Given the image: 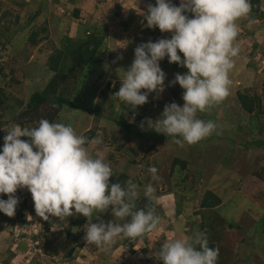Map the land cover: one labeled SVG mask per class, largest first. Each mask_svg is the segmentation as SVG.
Wrapping results in <instances>:
<instances>
[{"label": "rangeland", "instance_id": "obj_1", "mask_svg": "<svg viewBox=\"0 0 264 264\" xmlns=\"http://www.w3.org/2000/svg\"><path fill=\"white\" fill-rule=\"evenodd\" d=\"M250 2L258 9L237 21L240 54L229 73L230 95L198 114L214 121L218 134L180 147L148 128L147 119H158L166 104H183L184 90L169 82L186 68L170 64L167 57L161 60L164 91L149 93L142 106L132 108L115 96L134 49L171 38L169 32L146 26L144 15L155 0H0V147L14 125L35 127L40 119L71 124L89 140L100 134L103 144L89 143V151L105 156L114 171L111 178L138 185L137 204L144 198V186L153 184L150 202L159 216L151 232L134 240L117 239L105 252L86 243V217L76 213L63 221L51 216L44 220L36 214L30 192L18 188L15 215L0 213V264H163L156 253L164 242L197 231L219 249L218 264H264V0ZM172 3L179 6V0ZM91 36L104 38L96 53L103 62L78 65L67 52ZM57 50L66 52L61 60L67 69L59 73L50 58ZM51 80L78 109L47 103L26 109L30 96ZM238 94L255 100L252 112L243 109ZM116 120L131 128L118 126ZM174 157L185 165L172 164ZM150 166L158 170L156 181ZM209 192L220 203L202 207V200L211 201ZM100 220L107 223L114 217L106 211L92 223Z\"/></svg>", "mask_w": 264, "mask_h": 264}, {"label": "clouds", "instance_id": "obj_2", "mask_svg": "<svg viewBox=\"0 0 264 264\" xmlns=\"http://www.w3.org/2000/svg\"><path fill=\"white\" fill-rule=\"evenodd\" d=\"M251 8L250 0H179V6L172 0H155L144 15L146 26L169 32L171 38L143 42L134 49V59L120 76L122 83L115 96L135 108L148 102L149 93H162L166 73L159 62L167 57L170 64L187 69L169 82L184 90L183 104H166L158 119H147L148 128L180 147L210 137L217 132V124L198 114L210 111L230 95L229 73L240 54L235 44L237 21L247 18ZM89 143L102 145L103 138L97 134L89 140L71 124L47 119H40L35 127L14 125L0 147V194H7V199H0V213L13 217L19 203L14 194L18 188H26L36 214L44 220L51 216L63 221L76 213L86 217V243L105 252L117 239L134 240L151 232L159 223L155 207H137L141 194L131 179L124 185L110 183L113 168L102 153L89 151ZM157 171L155 166L148 168L153 181L159 179ZM154 192L149 183L143 196L152 201ZM106 211L114 220L92 223L94 216ZM156 255L163 264H218L219 249L209 247L206 233L197 231L164 242Z\"/></svg>", "mask_w": 264, "mask_h": 264}, {"label": "trees", "instance_id": "obj_3", "mask_svg": "<svg viewBox=\"0 0 264 264\" xmlns=\"http://www.w3.org/2000/svg\"><path fill=\"white\" fill-rule=\"evenodd\" d=\"M257 9H258L257 4L254 6L252 5V8H251L252 11H257ZM30 43H32V45H35L34 41H31ZM104 43L105 42H104L103 37L91 36V37H88L86 40H84L83 44H79L77 47L71 46L70 50L67 53L70 55L72 60H75L78 62V65H88L90 62L91 63H94V62L102 63L103 60L100 57H97L96 53L98 52V50L104 47ZM64 53L66 52L62 50H57V52L54 55L50 56V58L56 62L52 66V69L56 70L55 73L56 72L59 73L62 70V67H64V69L66 68L64 61L61 60V56L64 55ZM57 76L60 77V74ZM55 85H56V82L51 80L50 82H48V85L44 88L42 92L33 93L30 96L26 104V109L31 110L43 104H46V103L56 105L58 108H62L63 106H68L70 108L72 107L74 109H78L79 106H77L76 104H73L69 98H66L63 95L62 90H57ZM238 100L245 111L247 112L253 111L254 109L253 104L255 100L248 99L247 97H244L240 94H238ZM49 121L51 122V120ZM116 123L118 126L123 127L124 129L129 130L131 128V125L125 122L124 120H116ZM175 163H179L181 166H183L185 165L186 162L179 160V158L174 157L172 160V164H175ZM114 182H119L123 185L124 181H122L120 178L118 179L110 178V183H114ZM208 196L210 197L211 201H206L205 199L202 200L201 201L202 207H214L220 203V198L217 195L215 196L214 194L209 192ZM146 205L154 206L156 210V214H157L156 205L146 200L145 198L139 201V203L137 204V207L144 208ZM228 227H233V225L229 224ZM209 247L215 248V244L213 242H209Z\"/></svg>", "mask_w": 264, "mask_h": 264}]
</instances>
